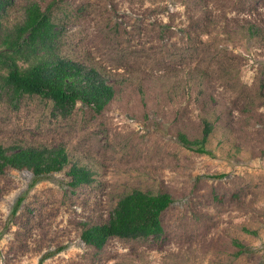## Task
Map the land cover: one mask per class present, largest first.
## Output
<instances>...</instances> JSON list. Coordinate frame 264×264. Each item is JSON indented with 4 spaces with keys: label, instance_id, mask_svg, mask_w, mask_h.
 I'll return each mask as SVG.
<instances>
[{
    "label": "rangeland",
    "instance_id": "1",
    "mask_svg": "<svg viewBox=\"0 0 264 264\" xmlns=\"http://www.w3.org/2000/svg\"><path fill=\"white\" fill-rule=\"evenodd\" d=\"M32 2L56 25L55 52L113 96L62 116L0 91V146L68 157L34 183L27 169L0 173V264H264V0H13L2 28ZM205 122L204 152L180 142ZM71 164L90 182L70 186ZM133 189L171 196L159 236L84 243Z\"/></svg>",
    "mask_w": 264,
    "mask_h": 264
},
{
    "label": "trees",
    "instance_id": "2",
    "mask_svg": "<svg viewBox=\"0 0 264 264\" xmlns=\"http://www.w3.org/2000/svg\"><path fill=\"white\" fill-rule=\"evenodd\" d=\"M12 2L0 0V91L12 100L38 95L62 116L69 114L77 102L96 111L102 109L113 96L112 86L96 69L55 52L58 30L48 9L32 2L25 6L21 22L2 28V16ZM209 133L210 125L205 122L201 138L189 140L183 134L178 137L188 148L204 152ZM67 163L61 146H0V173L6 167L27 169L33 174L32 183L58 172ZM67 174L73 187L91 180V172L78 164H71ZM171 202L166 192L154 194L133 189L117 200L104 222L85 227L80 238L100 248L110 237H157L161 233L160 215Z\"/></svg>",
    "mask_w": 264,
    "mask_h": 264
}]
</instances>
